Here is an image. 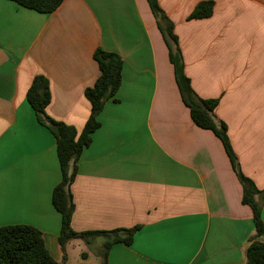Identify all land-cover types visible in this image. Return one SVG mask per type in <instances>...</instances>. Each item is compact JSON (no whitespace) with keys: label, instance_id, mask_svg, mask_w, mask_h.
Wrapping results in <instances>:
<instances>
[{"label":"crops","instance_id":"obj_1","mask_svg":"<svg viewBox=\"0 0 264 264\" xmlns=\"http://www.w3.org/2000/svg\"><path fill=\"white\" fill-rule=\"evenodd\" d=\"M157 1L193 90L218 99L214 113L242 172L264 188V0H213L210 16L191 19L201 0ZM98 47L122 57L121 83L76 162L72 228L139 226L131 244L110 247L107 264H244L252 211L220 139L181 99L147 0H63L47 13L0 0V225L38 228L56 261L101 263L104 236L61 250L51 200L61 178L56 140L26 99L32 78L44 75L46 113L80 132Z\"/></svg>","mask_w":264,"mask_h":264},{"label":"trees","instance_id":"obj_2","mask_svg":"<svg viewBox=\"0 0 264 264\" xmlns=\"http://www.w3.org/2000/svg\"><path fill=\"white\" fill-rule=\"evenodd\" d=\"M11 1L37 12L47 13L55 10L63 0ZM147 2L167 46L168 59L173 66L176 85L183 103L189 109L191 119L197 126L211 130L220 139L242 186L241 201L247 204L252 211L254 234L250 237L246 248L244 264H264V242L260 240L264 233V222L261 217L264 188H257L254 182L242 172L228 137L226 123L214 113L218 99L201 98L193 90L190 79L184 73L182 55L173 22L157 0H147ZM213 5V0H201L196 3L187 18L208 17L212 14ZM93 58L98 63L100 74L91 86L84 89V95L90 102V113L80 132H77L74 126L55 120L46 113V106L50 102L51 95L48 79L44 75L37 74L32 78L26 92V99L37 121L46 126L56 140L61 178L52 190L51 200L60 215L58 241L61 250L65 253V245L71 239L80 238L89 243L90 238L94 236H104L106 241L101 250L100 264H107L110 247L116 242L131 244L139 226L83 231H77L71 226L74 211L71 184L77 172L76 162L83 149L90 144L91 134L100 126L98 114L106 101L109 99L117 101L115 94L121 83L123 60L118 53L98 47L93 52ZM0 264H64V262L56 261L50 255L38 228L29 224L16 223L0 225Z\"/></svg>","mask_w":264,"mask_h":264}]
</instances>
